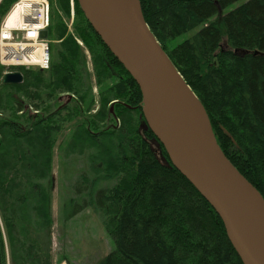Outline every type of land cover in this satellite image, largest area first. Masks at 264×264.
<instances>
[{"label": "trees", "instance_id": "trees-1", "mask_svg": "<svg viewBox=\"0 0 264 264\" xmlns=\"http://www.w3.org/2000/svg\"><path fill=\"white\" fill-rule=\"evenodd\" d=\"M17 1H1L0 22ZM139 1L151 33L204 106L222 152L264 199V0L233 8L240 0ZM68 3L58 0L57 13L51 8L50 65L38 73L47 74V101L55 91L68 93L74 109L24 116L22 103L13 101L21 119H0V264H50V194L48 180H38L47 179L52 147L71 121L77 128L73 141L92 150H79L89 169L75 175L89 180L95 192L86 187V201L66 219L87 207L103 213L114 246L94 264H242L216 212L172 167L146 126L137 84L76 0L73 33L67 32L58 12L69 15ZM85 50L99 97L90 118L85 114L94 105L92 75ZM14 70L25 85L26 69H9ZM4 99L0 90V109ZM23 143L33 149L23 150Z\"/></svg>", "mask_w": 264, "mask_h": 264}, {"label": "water", "instance_id": "water-1", "mask_svg": "<svg viewBox=\"0 0 264 264\" xmlns=\"http://www.w3.org/2000/svg\"><path fill=\"white\" fill-rule=\"evenodd\" d=\"M103 45L137 84L146 126L172 167L220 218L242 264H264V199L219 147L204 106L146 24L139 0H76ZM40 37L48 38V31ZM23 82L7 72L2 84Z\"/></svg>", "mask_w": 264, "mask_h": 264}, {"label": "rangeland", "instance_id": "rangeland-1", "mask_svg": "<svg viewBox=\"0 0 264 264\" xmlns=\"http://www.w3.org/2000/svg\"><path fill=\"white\" fill-rule=\"evenodd\" d=\"M70 1L71 0H68L69 8ZM245 1L247 0H240L231 7L233 8ZM49 3L50 7L55 9L54 12L57 13L58 0H49ZM74 10L73 4L72 21H70V12L67 16L58 12V16L62 19L69 34L73 33L72 24L75 17ZM74 39L81 48H84L83 43L78 38ZM85 53L88 58L87 68L92 75L91 98L94 105L92 110L88 114H85L86 117L90 118V116L96 114L98 111L99 97L98 87L96 86L95 77L93 76V69L90 63L89 54L86 50ZM0 68H2V65ZM25 69L26 70L24 71L28 73V75L25 77L27 78L25 85H23V77V82L21 84H4V86L1 87L0 90L3 97L5 98V103H3V109H0V119L10 120L15 118V115H17L16 118L21 119V113H13L15 106L13 101H19L22 103L24 116L25 114L45 115L44 110H46L45 113L47 114H53L58 110L64 109L68 106L71 108V110L74 109L75 105L70 103L73 96L68 93H58L59 91H55L54 99L47 101L49 97L46 95V86H44V84L47 83V74L38 73V68ZM1 74L2 73H0V84L3 85V76H1ZM36 94L40 96L42 103L41 101L36 100L34 97ZM8 98H10V100H8ZM44 100L47 102L44 103ZM105 123H107L108 126L112 124L110 121ZM75 125L76 124L74 121L66 122L62 125L60 136L58 137L56 144H54L52 147L50 161L49 158H47V161H49L50 170L46 176L47 179H39L35 175L33 177L32 174H30L32 178L39 179L38 181L41 183H43L45 180H48L47 188L50 194L51 222L49 254L50 264H94L98 259H101L109 254L114 247L113 240L109 236L102 223V218L107 217L103 215V213L100 214L99 212H95L93 208L87 207L85 209L83 208L84 210L82 209L81 211L77 212L72 218L66 219L71 213L79 210L84 201H86V197L83 196L86 192V187L92 192L95 189V187L90 186L91 182L89 180L82 181L80 180L81 178H79V176H76L77 174L75 175V173L78 171L86 173V171L89 169V160H83L81 155L83 151H85V153H89V150L92 151L86 142L80 143V141H73L74 133L77 130ZM74 145H76L78 148L74 147ZM21 147L26 151L33 149L27 146L25 143H23ZM73 158L76 161L70 162V160ZM6 162H8L12 167V161L10 159H7ZM85 163L88 165V167H85ZM19 165L17 164V167L20 169ZM15 169L12 171V173L8 172L7 175L9 179L13 176ZM90 172L91 171L89 170V173ZM91 177L89 176L88 178ZM5 182H8V178L7 180L5 179Z\"/></svg>", "mask_w": 264, "mask_h": 264}, {"label": "built area", "instance_id": "built-area-1", "mask_svg": "<svg viewBox=\"0 0 264 264\" xmlns=\"http://www.w3.org/2000/svg\"><path fill=\"white\" fill-rule=\"evenodd\" d=\"M1 1V0H0ZM70 15L73 19V1H70ZM15 16L10 21V14ZM51 24L49 0H19L0 24V64L6 69L12 67H35L47 70L50 65L49 38L40 37Z\"/></svg>", "mask_w": 264, "mask_h": 264}, {"label": "bare ground", "instance_id": "bare-ground-1", "mask_svg": "<svg viewBox=\"0 0 264 264\" xmlns=\"http://www.w3.org/2000/svg\"><path fill=\"white\" fill-rule=\"evenodd\" d=\"M14 16H15V13L12 12V13L10 14L9 20L11 21V20L14 18Z\"/></svg>", "mask_w": 264, "mask_h": 264}]
</instances>
